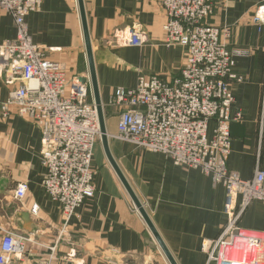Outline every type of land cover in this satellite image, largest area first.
Listing matches in <instances>:
<instances>
[{
  "label": "crops",
  "instance_id": "0c3cea01",
  "mask_svg": "<svg viewBox=\"0 0 264 264\" xmlns=\"http://www.w3.org/2000/svg\"><path fill=\"white\" fill-rule=\"evenodd\" d=\"M93 47L103 105L118 88H134L140 75L172 81L181 75L186 52L168 47L163 26L167 14L158 0H83ZM264 0H215L208 24L229 29L223 37L238 57L234 71L243 77L233 85L232 115L242 120L231 125L230 171L252 179L264 170V22L254 16ZM27 24L33 42L59 63L69 78H89V63L78 0H45ZM135 29L145 39L142 47H119L111 38ZM13 17L0 9V45L14 40ZM111 38V40H110ZM10 76L0 72V242L3 231L33 239L30 253L16 264H39L55 248L51 264H169L123 183L110 165L102 141L94 151L95 195L72 217L59 241L62 212L43 188L46 169L41 161V133L16 109H3L11 91ZM109 148L132 190L151 217L178 264H207V249L223 231L226 192L200 171L178 167L161 153L141 150L114 138L118 116L105 109ZM214 124H210V135ZM26 183L25 199L17 201V186ZM39 207L37 215L33 213ZM240 226L264 233V203L255 201ZM76 257L68 261L67 257Z\"/></svg>",
  "mask_w": 264,
  "mask_h": 264
},
{
  "label": "built area",
  "instance_id": "2783aa9c",
  "mask_svg": "<svg viewBox=\"0 0 264 264\" xmlns=\"http://www.w3.org/2000/svg\"><path fill=\"white\" fill-rule=\"evenodd\" d=\"M45 0H0V9L15 23L14 40L0 45V72L10 76L11 91L3 109L13 107L41 133V161L46 169L43 188L61 206L62 230L68 231L77 210L95 195L93 158L101 140L97 106L90 79L69 78L63 67L51 61L45 49L35 44L27 18L41 11ZM167 14L163 26L168 47L180 45L186 56L181 75L165 81L158 76L140 75L134 88H118L105 109L118 116L115 139L138 149L161 153L175 166L200 171L214 186L226 192L224 213L227 223L208 249L207 264H264V233L240 226L247 208L264 203V170L257 167L245 180L228 168L232 152L231 125L242 120L232 115L233 85L243 77L234 71L235 61L247 53L231 49L223 37L229 29L208 24L215 0H158ZM264 22V5L253 19ZM119 47H142V35L135 29L111 37ZM110 38V40H111ZM214 124L210 135V124ZM28 185L17 186L15 199L22 201ZM36 205L33 213L37 215ZM33 239L16 231H3L0 264H16L30 253ZM39 264H51L55 248ZM76 257L71 253L67 260Z\"/></svg>",
  "mask_w": 264,
  "mask_h": 264
},
{
  "label": "water",
  "instance_id": "95a60500",
  "mask_svg": "<svg viewBox=\"0 0 264 264\" xmlns=\"http://www.w3.org/2000/svg\"><path fill=\"white\" fill-rule=\"evenodd\" d=\"M79 1V7H80V14H81V19H82V25H83V31H84V38H85V44H86V52H87V58H88V63H89V72H90V82H91V88L93 92V99L94 102L97 106V111L99 115V120H100V127H101V141L102 145L105 151V154L107 156V159L114 169L115 173L123 183L125 189L127 190L128 194L130 195L132 201L134 202L137 210L143 217L144 221L146 222L147 226L149 227L153 237L155 238L156 242L160 246L163 254L167 258L169 264H178L177 261L175 260L174 256L168 249L167 245L165 244L164 240L162 239L161 235L157 231L153 221L151 220V217L143 207L142 203L140 200L137 198L135 195L134 191L132 190L130 184L128 183L126 177L122 173L121 169L119 168L117 162L112 156V153L109 148V137L107 134V128H106V117H105V112L103 108V103L101 100V95H100V89H99V84H98V79H97V74H96V68H95V62H94V55H93V47H92V42L89 34V28H88V22H87V16H86V11H85V6H84V1L83 0H78ZM83 83H86L87 78H82L81 80Z\"/></svg>",
  "mask_w": 264,
  "mask_h": 264
},
{
  "label": "rangeland",
  "instance_id": "374dc122",
  "mask_svg": "<svg viewBox=\"0 0 264 264\" xmlns=\"http://www.w3.org/2000/svg\"><path fill=\"white\" fill-rule=\"evenodd\" d=\"M106 117V116H105Z\"/></svg>",
  "mask_w": 264,
  "mask_h": 264
}]
</instances>
